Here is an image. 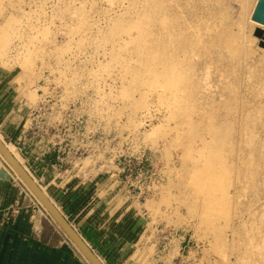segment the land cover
<instances>
[{"label":"rangeland","instance_id":"374dc122","mask_svg":"<svg viewBox=\"0 0 264 264\" xmlns=\"http://www.w3.org/2000/svg\"><path fill=\"white\" fill-rule=\"evenodd\" d=\"M255 2L0 0V93L15 97L21 147L54 145L69 176L142 211L135 264H264ZM0 169L34 236L50 222L82 258L1 155Z\"/></svg>","mask_w":264,"mask_h":264},{"label":"crops","instance_id":"0c3cea01","mask_svg":"<svg viewBox=\"0 0 264 264\" xmlns=\"http://www.w3.org/2000/svg\"><path fill=\"white\" fill-rule=\"evenodd\" d=\"M14 99L7 91L0 93L1 141L5 139L11 146L4 145L22 157L26 164L22 165L36 172L38 186L43 192L46 189V196L102 264H135L133 249L144 230L142 211L135 204L128 205L118 189L105 182L88 183L69 176L66 172L72 168L61 166L59 149L54 145L39 150L28 142V147L22 148L23 119L15 115ZM14 183L12 176L0 181V221L9 206L16 203L22 208L14 223H3L0 227V264H89L77 251L63 244L61 233L52 223L44 224L34 236L25 209L29 204L27 197Z\"/></svg>","mask_w":264,"mask_h":264},{"label":"water","instance_id":"95a60500","mask_svg":"<svg viewBox=\"0 0 264 264\" xmlns=\"http://www.w3.org/2000/svg\"><path fill=\"white\" fill-rule=\"evenodd\" d=\"M252 21L264 26V0H258L256 7L252 15ZM255 36L260 38L262 41L260 43L261 47H264V30L257 29ZM0 155L6 161V163L12 168V170L20 177L22 182L27 186V188L33 193L36 199L45 208L54 222L58 227L65 233V235L70 239L72 244L77 248V250L82 254V256L88 261L89 264H102L96 254L91 250V248L85 243L82 237L75 231V229L70 225V223L64 218L61 212L54 206V204L49 200L46 194L38 186V184L31 178V176L26 172V170L20 165L16 158L10 153L6 148L4 143L0 140ZM10 176L7 172L2 170L0 172V181L9 179Z\"/></svg>","mask_w":264,"mask_h":264},{"label":"bare ground","instance_id":"6f19581e","mask_svg":"<svg viewBox=\"0 0 264 264\" xmlns=\"http://www.w3.org/2000/svg\"><path fill=\"white\" fill-rule=\"evenodd\" d=\"M257 1L258 0H256V2H255V5H254V8L253 9H255V7H256V4H257ZM253 12H254V10L252 11V15H253ZM252 15H251V17H252ZM253 23L258 27V28H261L262 29V27H263V29H264V26H262V25H260V24H258V23H256V22H254L253 21ZM1 140V139H0ZM7 148V147H6ZM8 149V148H7ZM9 150V149H8ZM10 151V150H9ZM13 152V151H12ZM14 153V152H13ZM12 153V155L16 158V160L20 163V165L24 168V169H26L25 168V166H23L22 165V163H21V160H19V158L16 156V155H14ZM10 167V166H9ZM11 168V167H10ZM12 169V168H11ZM14 172V171H13ZM15 173V172H14ZM16 174V173H15ZM17 175V174H16ZM19 177V176H18ZM20 178V177H19ZM32 178V177H31ZM33 179V178H32ZM34 180V179H33ZM35 181V180H34ZM36 182V181H35ZM31 192V191H30ZM32 193V192H31ZM44 193H46V192H44ZM33 194V193H32ZM34 196V195H33ZM35 197V196H34ZM36 198V197H35ZM40 203V202H39ZM41 204V203H40ZM44 208V207H43ZM45 209V208H44ZM48 213V212H47Z\"/></svg>","mask_w":264,"mask_h":264},{"label":"built area","instance_id":"2783aa9c","mask_svg":"<svg viewBox=\"0 0 264 264\" xmlns=\"http://www.w3.org/2000/svg\"><path fill=\"white\" fill-rule=\"evenodd\" d=\"M59 149V148H58ZM58 154H59V158L61 157V153H60V149L58 150ZM19 213V210L17 209H13L12 210V212H11V214L9 213V216H6V218L7 219H10V217L12 218V217H14L16 214H18ZM0 225H1V223H0Z\"/></svg>","mask_w":264,"mask_h":264}]
</instances>
